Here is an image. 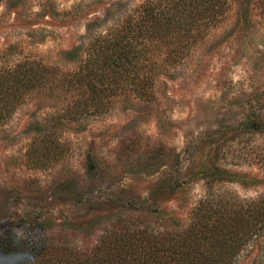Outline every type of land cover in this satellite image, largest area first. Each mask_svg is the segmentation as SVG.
Segmentation results:
<instances>
[{"label": "rangeland", "instance_id": "1", "mask_svg": "<svg viewBox=\"0 0 264 264\" xmlns=\"http://www.w3.org/2000/svg\"><path fill=\"white\" fill-rule=\"evenodd\" d=\"M147 1L0 0V74L45 75L0 119V264H62L102 238L185 228L201 201L264 192V0H228L195 39L172 31L144 52L141 98L126 76L106 109L65 120L78 89L62 77ZM256 253L237 264H264Z\"/></svg>", "mask_w": 264, "mask_h": 264}, {"label": "trees", "instance_id": "2", "mask_svg": "<svg viewBox=\"0 0 264 264\" xmlns=\"http://www.w3.org/2000/svg\"><path fill=\"white\" fill-rule=\"evenodd\" d=\"M227 3L228 0L147 1L140 7L137 24L126 26L125 34L112 33L108 41L91 42V50L81 52L85 56L79 59L78 70L71 77H62L64 85L66 82L78 89L75 101L63 114L65 120L106 109L111 97L120 95L118 87L127 81L135 86L134 95L140 97V89L153 83V62L144 52L168 38L172 31H176V38L195 39L205 24L216 23L225 14ZM74 51L78 53L77 48ZM138 51L142 55H137ZM44 76L22 64L0 74V119L15 110L26 86L42 85ZM126 76L131 78L126 81ZM219 175L231 178L226 170ZM234 178L242 185L259 181L256 176L241 174ZM259 195L249 200L201 201L185 228L159 234L134 230L102 238V248H96L91 255L65 257L62 264H237L247 249L260 252L254 257L256 262L264 252V192Z\"/></svg>", "mask_w": 264, "mask_h": 264}]
</instances>
